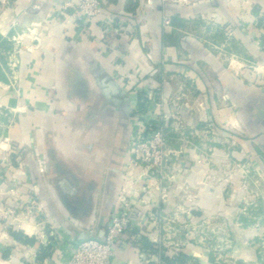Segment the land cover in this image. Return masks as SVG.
<instances>
[{
    "label": "crops",
    "instance_id": "crops-1",
    "mask_svg": "<svg viewBox=\"0 0 264 264\" xmlns=\"http://www.w3.org/2000/svg\"><path fill=\"white\" fill-rule=\"evenodd\" d=\"M70 1L14 0L0 15V210H33L18 228L0 220V264H68L70 243L104 239L147 91L166 101V124L181 116L188 128L215 127L213 157L170 163L180 167L171 179L133 170L138 190L127 198L138 214L112 264H161L141 237L167 253L176 240L195 264H214L191 229L224 211L231 258L259 263L264 0H100L104 12L89 20ZM15 230L52 244L49 255L37 261V246L14 240Z\"/></svg>",
    "mask_w": 264,
    "mask_h": 264
},
{
    "label": "built area",
    "instance_id": "built-area-1",
    "mask_svg": "<svg viewBox=\"0 0 264 264\" xmlns=\"http://www.w3.org/2000/svg\"><path fill=\"white\" fill-rule=\"evenodd\" d=\"M174 1L185 2V0ZM13 2L14 0H0V15L4 14L11 7ZM148 2L151 3V0H148ZM66 7H73L80 13L81 17L86 20H89L104 12V7L100 0H72L65 5V8ZM163 24L165 26L171 25V17L169 15H164ZM150 57L151 55L148 54V58ZM253 69L258 70L259 67L256 66L253 67ZM144 96L148 99L149 106L147 107L144 115L140 114L138 106L135 109L138 114H135L136 120L134 118V121L137 125L136 131L139 136H132L129 140V170L125 176V185L120 191V203L118 209L111 216L104 239L87 237L70 243L68 264H112V257L118 242L131 223L135 221L138 214L136 208L131 205L130 200L127 198V194L135 193L138 190L134 186L135 182L132 176L133 170L138 166L147 164V168L152 167L155 169L156 176L162 177L163 174H161L160 170H163L164 160L167 162L171 159V157H166L163 159V156L160 154L156 155L154 158H151L149 163H146L144 157H142L140 154V149L144 147V143H142V140H139L138 138L140 136H144V132L149 133L145 138V145L148 144L150 140L156 141L158 144L162 145L168 142L164 128L168 127V124L165 125V122L168 120L169 116L167 113H164V111L157 113L155 110L156 107L162 106L163 104L161 101L158 102L156 98V96L158 97L159 94H154L152 91H147L145 92ZM149 109L150 111H148ZM148 114H151V116L149 117ZM151 120L157 121L158 125L160 124V121H162L163 124L161 126L159 125L160 127L152 128L150 125ZM169 125L172 127V129L177 128V126H174L173 124ZM36 208L41 209V205L37 204ZM32 211V209H28V212L33 213ZM52 235L56 236V233L52 232Z\"/></svg>",
    "mask_w": 264,
    "mask_h": 264
},
{
    "label": "rangeland",
    "instance_id": "rangeland-1",
    "mask_svg": "<svg viewBox=\"0 0 264 264\" xmlns=\"http://www.w3.org/2000/svg\"><path fill=\"white\" fill-rule=\"evenodd\" d=\"M166 103V101L164 102ZM163 103V107H166V104ZM162 107V106H161ZM163 107L162 111L163 112ZM150 111V109L148 110ZM138 112L134 111L133 118L136 120V115ZM150 117L151 114H148ZM170 118V117H169ZM172 124L174 126H177V128L174 129V132L177 134L176 137H173L168 142H166L164 145L158 144L156 141L150 140L148 144L145 145L146 140L145 138L148 136L149 133L144 132V136H140L138 139L142 140V143H144V147L140 149V154L142 157H144L145 162L149 163L151 161V158H154L156 155H162L163 159L166 157H171V159L167 162L164 160L163 164V170H160L161 174H163L162 177H165L166 179H171L175 174L177 175L179 173L180 167L176 165V171L169 170L171 167L170 163L173 164L174 161L183 160V157H192L196 160H205L206 158H212L213 153L211 147L207 144L208 142H213L216 139V132L215 127L208 126L205 127V124H201L197 126L196 128H188L186 123L182 120L181 116H173L172 117ZM168 120H166L165 123H167ZM167 125V124H165ZM148 131V130H147ZM167 136L169 134L165 132ZM138 135L137 131L134 137ZM139 136V135H138ZM228 137V136H227ZM176 141L175 144H179L178 147H176L172 141ZM208 141V142H207ZM147 164H144L143 166H139L142 169V172L144 173V176L146 175H153L156 176L155 169L147 168ZM229 167V168H228ZM232 170V167L225 165V174L228 176ZM250 182V181H248ZM248 184V183H247ZM249 185V184H248ZM247 185V186H248ZM260 185V184H258ZM249 188V186H248ZM248 193L251 194V196L247 197V202L249 204H246L247 207H251L250 200L253 199V195L256 196L259 191H249ZM229 194H231L229 192ZM250 198V200H249ZM251 205V206H250ZM245 209V210H244ZM246 208H243L242 213H246L249 215H252V212H248ZM31 213L28 212V210L25 209V211L21 213H17L13 209H1L0 210V220L6 221L9 224V219L11 221V224L15 223L14 226L17 228L26 220L25 218L30 215ZM230 217V216H229ZM228 218V212L224 211L223 213H213L211 215H207L204 219V221L201 223V225H196L192 227L193 236L197 239L201 238V242L205 246V251L208 253L209 251L213 252L216 256L217 261L226 263V264H238L236 259H232L229 255L232 247H233V241L230 236L229 229L226 227L225 219ZM260 221V219H258ZM10 224V225H11ZM257 225V234L259 239H261L260 243L257 245V247L262 248L264 251V232L259 227V223ZM168 239V238H167ZM171 240V237H170ZM169 240V241H170ZM174 240V239H173ZM170 245V249L173 248H179L178 243L176 240H174ZM258 248V249H259ZM262 257H264V252L262 253ZM241 264H264V262H251L246 261L242 262Z\"/></svg>",
    "mask_w": 264,
    "mask_h": 264
},
{
    "label": "trees",
    "instance_id": "trees-1",
    "mask_svg": "<svg viewBox=\"0 0 264 264\" xmlns=\"http://www.w3.org/2000/svg\"><path fill=\"white\" fill-rule=\"evenodd\" d=\"M133 7H135V6H133ZM144 94L145 93H141L139 103H138L139 112L141 115H144L147 107L149 106L148 105L149 104L148 99L144 96ZM162 124H163V122L160 121L159 125L161 126ZM150 125L152 126V128L160 127L158 125V122L155 120H151ZM164 131L169 134V136L166 135L168 138V141L170 139H172L173 137L177 136V134L174 132V129H172V127L170 125H168V127L164 128ZM261 211H262V208L259 207L258 210L254 213L257 214V212L260 213ZM240 219L244 224H247L248 217L241 215ZM11 236L14 240L19 241L23 244H29L32 246H37V248H38V254H37V258H36L37 261L41 262L49 255V250H51L52 244L45 246V245L39 243L34 237H31V236H28L27 234H25L22 230L12 231ZM259 241H261V240H259ZM140 246L144 251H148L149 254L158 255L163 264H195L198 261L195 257L187 254L186 252L182 251L179 248H173V249H171L170 253H167V249L165 247H163L162 245H159L157 243L151 242L146 237H141ZM263 252L264 251L262 250V248L258 249V260L260 262H264V257H262ZM209 261L214 263V264H226V263H222V262L217 261L216 256L211 251L209 253ZM237 263L241 264L242 261H238ZM150 264H154V263H150Z\"/></svg>",
    "mask_w": 264,
    "mask_h": 264
}]
</instances>
